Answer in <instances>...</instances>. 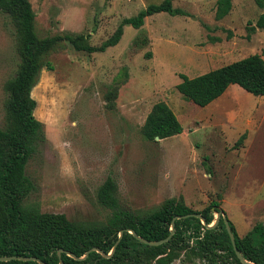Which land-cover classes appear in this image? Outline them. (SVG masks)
I'll list each match as a JSON object with an SVG mask.
<instances>
[{
	"label": "rangeland",
	"instance_id": "374dc122",
	"mask_svg": "<svg viewBox=\"0 0 264 264\" xmlns=\"http://www.w3.org/2000/svg\"><path fill=\"white\" fill-rule=\"evenodd\" d=\"M160 1L28 0L38 36L83 33L90 45L109 37L122 18ZM215 1L171 0L178 13L155 12L138 28L123 24L117 43L101 52L61 42L46 55L51 69L42 66L30 90L42 128L24 165L31 189L23 204L71 221H104L109 210L96 191L110 177L124 210L143 212L168 197H181L193 210L217 200L239 236L264 223V96L229 84L221 98L197 106L175 88L179 74L192 77L249 54L264 59V31L254 26L262 8L254 0H230L227 14L215 18ZM17 63L14 27L0 12V128L2 85ZM119 79L108 109L103 95ZM157 101L182 131L146 140L140 125ZM252 111L259 122L240 148L239 129L228 117ZM169 264L209 263L180 252Z\"/></svg>",
	"mask_w": 264,
	"mask_h": 264
},
{
	"label": "trees",
	"instance_id": "16d2710c",
	"mask_svg": "<svg viewBox=\"0 0 264 264\" xmlns=\"http://www.w3.org/2000/svg\"><path fill=\"white\" fill-rule=\"evenodd\" d=\"M215 18H221L230 9V0L215 1ZM262 8L254 26L264 31V0H254ZM164 11L178 13L171 7V0L148 4L131 17H124L112 34L98 45L88 43V35L68 33L38 36L34 30V13L28 0H0V12L5 13L14 27L15 51L18 56L12 77L2 85L4 123L0 128V256H33L46 264H169L180 252L188 257L206 260L209 264H243L235 256L222 218L212 227L205 224L213 221V213L223 212L217 200H210L200 210L189 208L181 197H168L161 203L143 212H133L119 207L115 197V185L110 177L99 185L96 200L109 210L103 221H71L63 213L41 212L23 204L31 189L24 174V165L34 151V141L41 133L42 124L33 116L35 101L30 90L36 82L42 66L51 69L46 55L61 42L76 51L101 52L117 43L123 24L138 28L146 16ZM253 29V26H251ZM124 75V74H123ZM176 90L197 106H204L223 93L229 84H235L246 92L264 96V59L259 54L243 58L187 77L179 74ZM119 79L104 93L108 109L114 106ZM140 134L146 140L164 139L178 135L182 127L172 110L163 101L153 103L140 125ZM240 134L235 144L241 142ZM224 213V212H223ZM185 215V216H184ZM173 220V232L168 240L158 245H147L131 235L146 240H159L169 233ZM183 216V217H182ZM237 251L246 261L264 264V223H255L242 236L237 235L228 221ZM121 235L118 236V232ZM114 249L108 257L101 256L92 247L103 253ZM61 249L59 256L56 252ZM87 254L82 259L76 257ZM0 264H38L33 260L0 261Z\"/></svg>",
	"mask_w": 264,
	"mask_h": 264
},
{
	"label": "water",
	"instance_id": "95a60500",
	"mask_svg": "<svg viewBox=\"0 0 264 264\" xmlns=\"http://www.w3.org/2000/svg\"><path fill=\"white\" fill-rule=\"evenodd\" d=\"M154 140H158V137L155 136V137H154ZM191 215H193L194 217L199 218L200 221H201V223H202L203 225H205V227H207V228L214 226V224L216 223L218 217L220 216V217L222 218V221H223V224H224L225 230H226V232H227V234H228V237H229V239H230V242H231V245H232V249H233V251H234V254H235L236 258H237L241 263H243V264H255V263H253V262L246 261L245 259H243V257L241 256V254L237 251V249H236V247H235V245H234L233 235H232V233H231V231H230V229H229V227H228V221H227V219H226V217H225V214H224L223 212H221V211H217V212L215 213V219H214V221H213L211 224H209V225L204 223V220H203V218L201 217L200 214H191ZM184 216H185V215H184ZM182 217H183V216H182ZM175 218H179V216H174V217L171 219V221H170V227H169V233H168V235H167L166 237H164L163 239H159V240H146V239H143V238H141V237L136 236L135 233H134V231H132L131 229H127V231H128L131 235L135 236L139 241H141V242H143V243H145V244H147V245H158V244H160V243L165 242L166 240H168L169 236L171 235V233L173 232V229H174V228H173V220H174ZM121 232H122L121 230L118 232V236L121 235ZM113 249H114V244H113V246L111 247L110 251H109L108 253H106V254L103 253L102 251H100V250H99L98 248H96V247H92V248H90L88 251H90V250H94V251L98 252L101 256H103V257H108V256L111 254V252L113 251ZM60 250H61V249H58V250H57V252H56L57 256H59V252H60ZM88 251H86V252H85L82 256H80V257H76V256H74V255H73L72 253H70V252H65V253H66V255H68V256H70V257H72V258H74V259H82V258L87 254ZM10 259L22 260V261H25V260H33V261L37 262L38 264H46V263H44L43 261H41V260H39L38 258L33 257V256H16V255L0 256V261H7V260H10ZM57 264H61V260H59Z\"/></svg>",
	"mask_w": 264,
	"mask_h": 264
},
{
	"label": "crops",
	"instance_id": "0c3cea01",
	"mask_svg": "<svg viewBox=\"0 0 264 264\" xmlns=\"http://www.w3.org/2000/svg\"><path fill=\"white\" fill-rule=\"evenodd\" d=\"M226 90V89H225ZM224 90V91H225ZM225 94V92H223L222 93V95H219L218 97H222L223 95ZM214 100V99H213ZM212 100V101H213ZM211 101V102H212ZM210 103V102H209ZM209 103H207V104H209ZM206 104V105H207ZM205 106V105H204ZM253 112L254 111H252L251 113L250 112H248V113H246L245 115H243V116H241V117H239V115H238V117H236V119H234L232 116H229L228 118L231 120L232 119V122H234V124L236 125L235 127H238L237 129H239V130H236L235 131V135L238 137L240 134H242V133H244V138H243V141H242V144H241V146H240V148L242 147V145H243V142H245L246 141V139H247V134H248V129L250 128H254L255 127V125H257V123L259 122V121H255V119L257 118V116H255V115H253ZM263 115V112H262V114H261V116ZM234 120H236V121H234ZM217 122V121H216ZM227 122H229V121H227ZM220 124H221V122H219ZM228 125H229V123H228ZM236 137V138H237ZM233 140V139H232ZM209 174V173H208Z\"/></svg>",
	"mask_w": 264,
	"mask_h": 264
},
{
	"label": "flooded vegetation",
	"instance_id": "af4514ba",
	"mask_svg": "<svg viewBox=\"0 0 264 264\" xmlns=\"http://www.w3.org/2000/svg\"><path fill=\"white\" fill-rule=\"evenodd\" d=\"M215 213H216V212H214L213 214L215 215ZM219 217H220V216H219ZM219 217H218V218H219ZM213 218L215 219V216H214ZM214 219H213V221H214ZM217 220H218V219H217ZM213 221H212V222H213ZM212 222H211V223H212ZM216 222H217V221H216ZM211 223H210V224H211ZM208 225H209V224H208ZM214 225H215V224H214Z\"/></svg>",
	"mask_w": 264,
	"mask_h": 264
}]
</instances>
